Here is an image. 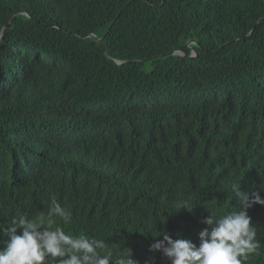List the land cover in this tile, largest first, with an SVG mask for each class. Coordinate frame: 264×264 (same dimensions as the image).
<instances>
[{
	"label": "trees",
	"instance_id": "trees-1",
	"mask_svg": "<svg viewBox=\"0 0 264 264\" xmlns=\"http://www.w3.org/2000/svg\"><path fill=\"white\" fill-rule=\"evenodd\" d=\"M4 26L0 224L54 198L67 233L171 264L160 233L264 199V0H0Z\"/></svg>",
	"mask_w": 264,
	"mask_h": 264
},
{
	"label": "clouds",
	"instance_id": "clouds-1",
	"mask_svg": "<svg viewBox=\"0 0 264 264\" xmlns=\"http://www.w3.org/2000/svg\"><path fill=\"white\" fill-rule=\"evenodd\" d=\"M239 210L223 215L201 218L206 225L198 232L199 243L190 239H173L168 231L160 233L162 239L149 245L148 251L159 252L171 260V264H244L250 255L258 253L260 241L257 230L248 215L253 204L264 205V199L248 193L241 185H233ZM186 207L187 202L176 209ZM72 214L53 198L46 212L35 218L27 212L13 216L0 224V264H140L132 258V249L126 248L119 258L102 239L87 234H70L64 225L70 224ZM155 256L144 264H153Z\"/></svg>",
	"mask_w": 264,
	"mask_h": 264
},
{
	"label": "water",
	"instance_id": "water-1",
	"mask_svg": "<svg viewBox=\"0 0 264 264\" xmlns=\"http://www.w3.org/2000/svg\"><path fill=\"white\" fill-rule=\"evenodd\" d=\"M6 26V25H5ZM5 26H4V28L2 29V31H1V35H0V40H1V38H2V36H3V32H4V29H5ZM97 39V38H96ZM98 41H99V39H97ZM189 44V43H188ZM118 63L120 62V61H117Z\"/></svg>",
	"mask_w": 264,
	"mask_h": 264
}]
</instances>
